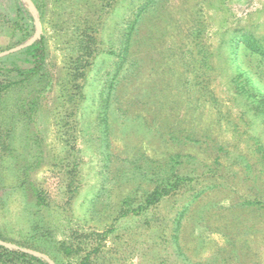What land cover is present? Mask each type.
<instances>
[{
	"label": "rangeland",
	"instance_id": "obj_1",
	"mask_svg": "<svg viewBox=\"0 0 264 264\" xmlns=\"http://www.w3.org/2000/svg\"><path fill=\"white\" fill-rule=\"evenodd\" d=\"M36 19L51 82L29 119L5 97L0 232L55 264H264V0H0V52Z\"/></svg>",
	"mask_w": 264,
	"mask_h": 264
},
{
	"label": "trees",
	"instance_id": "obj_2",
	"mask_svg": "<svg viewBox=\"0 0 264 264\" xmlns=\"http://www.w3.org/2000/svg\"><path fill=\"white\" fill-rule=\"evenodd\" d=\"M36 7L40 10V6L36 3ZM16 27L18 26L15 23ZM32 51L34 60L30 67H16L10 70L14 72L12 77L0 76V117L1 109L6 95L13 89H23V93L17 99L16 109L20 110V114L29 119V111H35L38 98L42 94L51 82L50 74L45 68V45L43 36L37 38L29 47ZM3 119L0 118V157L4 155V152L10 148V144L7 139L10 137L12 126L2 129L1 124ZM2 171H0L1 174ZM0 239L13 242L21 247H27L34 249L33 245L26 241L21 242L19 240L10 239L4 236L0 232ZM37 250V249H36ZM0 264H50L45 258L37 256L20 249L8 248L0 244Z\"/></svg>",
	"mask_w": 264,
	"mask_h": 264
},
{
	"label": "water",
	"instance_id": "obj_3",
	"mask_svg": "<svg viewBox=\"0 0 264 264\" xmlns=\"http://www.w3.org/2000/svg\"><path fill=\"white\" fill-rule=\"evenodd\" d=\"M37 21V27H38V30H37V36H36V39L37 38H40L41 37V25H40V22L38 19H36ZM33 42L32 41H29L27 43H25L24 45L20 46V47H13V48H10L8 50H5V51H2L0 52V57H3L5 55H8V54H11V53H14L22 48H25L27 46H30ZM0 244L5 246V247H8V248H15V249H20L22 251H25V252H28V253H31V254H34V255H37V256H41L43 258H45L50 264H55L52 259H50L48 256L44 255L43 253H40V252H37V251H33L31 249H28V248H25V247H21L15 243H12V242H7V241H4L2 239H0Z\"/></svg>",
	"mask_w": 264,
	"mask_h": 264
}]
</instances>
